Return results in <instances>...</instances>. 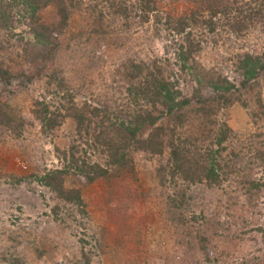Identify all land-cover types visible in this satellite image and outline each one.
<instances>
[{
    "label": "rangeland",
    "instance_id": "obj_1",
    "mask_svg": "<svg viewBox=\"0 0 264 264\" xmlns=\"http://www.w3.org/2000/svg\"><path fill=\"white\" fill-rule=\"evenodd\" d=\"M203 1L154 0L155 11L140 21L137 0H115L112 8L105 0H63L68 17L61 25L55 2L31 18L23 0H0V63L12 74L9 82L0 80V104L17 119L12 126L0 123V264H264V186L253 200L241 189L245 178H264V163L254 155L256 147L264 151V116L257 101L258 94L264 100V69L249 91L239 86L235 66L236 54L264 57V18L239 35L224 27L212 33L199 23L193 26L200 49L186 74L187 69L178 70L173 52L182 35L166 21L185 18ZM124 5L127 13L121 11ZM201 9L207 19L210 12ZM39 24L57 28L52 47L33 38L30 27ZM154 58H168L175 76L186 81L184 91L200 87L209 96L205 80L218 74L235 82L246 105L235 100L218 118L235 140L256 147L240 151L235 171L219 186L178 179V186L160 184L156 170L167 161V151L149 154L131 147L129 163L104 177L91 182L66 177L64 187L79 190L82 205L65 201L41 177L62 165L58 150L86 147L91 136L78 133L71 118L50 133L42 131L33 111L48 90L45 72L62 77L78 105L127 110L132 105L126 88L137 78H129L127 66ZM86 157L101 160L98 152ZM177 192L185 193L184 207L176 210L188 222L182 226L167 214L169 196Z\"/></svg>",
    "mask_w": 264,
    "mask_h": 264
},
{
    "label": "trees",
    "instance_id": "obj_2",
    "mask_svg": "<svg viewBox=\"0 0 264 264\" xmlns=\"http://www.w3.org/2000/svg\"><path fill=\"white\" fill-rule=\"evenodd\" d=\"M105 1L111 8L116 5L115 0ZM51 2L58 4L60 24L63 25L68 17L63 0H23L26 7H29L31 18ZM205 2H201L185 18L175 19L173 22L168 18L166 21L169 30L182 35L181 42L173 52L180 63L178 70L183 72L187 69L186 74L193 70L194 55L200 49L199 42L192 33L193 26L199 23L212 33L218 27H224L227 33L239 35L250 23L264 18V0H249V3L241 4L237 1L232 5L222 0ZM136 4L140 21H144L150 12L155 11L154 0H137ZM200 6L210 12L207 19L201 16ZM116 8V12L120 13L119 7ZM121 11L127 13L128 6L124 5ZM56 29L52 30L41 24L30 27L33 38L50 47L53 46ZM235 64L242 77L239 86L250 91L252 81L264 69V57L244 52L236 54ZM127 67L129 78L137 77L136 82L130 81L126 88L132 105L127 110L78 105L64 79L49 69L45 72L48 90L43 96L45 99L36 102L33 111L42 131L50 133L64 119L71 118L78 133L83 130L91 136L88 142L84 140L86 147L71 144L67 149L58 150V159L62 165L47 170L41 177V181L65 201L82 205L79 190L64 187L66 177L76 176L86 182L104 177L113 168L129 163L127 156L131 147L149 154L167 151V161L158 166L157 177L160 184L167 182L175 183L176 186L179 182L176 183L175 179L187 184L204 182L208 186H219L235 171L240 151L256 147L251 142L235 140L230 126L218 118L219 111L235 100L246 105L237 84L227 77L218 74L217 77L205 80L211 89V95L205 96L200 87L191 86L190 90H183L181 85L186 81L183 77L175 76L168 58L131 62ZM40 72L37 70L36 75ZM193 77L200 85L197 73ZM11 78V72L0 63V80L9 82ZM260 95L258 94L257 101L262 109L259 111L264 116V100L260 99ZM10 113L9 108L7 110L4 104H0V123L10 126L17 120ZM257 113L251 114L256 120ZM162 117L166 120L158 123ZM89 151L98 152L101 160L91 162L86 157ZM254 155L264 163V151L256 147ZM263 186L264 178H245L241 189L243 194L253 200L259 197ZM184 195V192H177L175 196H169L167 210L168 217L181 226L188 223L182 212L176 211L184 207Z\"/></svg>",
    "mask_w": 264,
    "mask_h": 264
}]
</instances>
